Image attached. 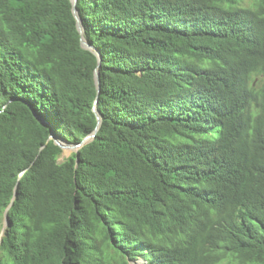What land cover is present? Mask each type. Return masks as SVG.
<instances>
[{
	"label": "trees",
	"instance_id": "1",
	"mask_svg": "<svg viewBox=\"0 0 264 264\" xmlns=\"http://www.w3.org/2000/svg\"><path fill=\"white\" fill-rule=\"evenodd\" d=\"M76 8L101 123L60 161L97 58L70 0H0V264H264V0Z\"/></svg>",
	"mask_w": 264,
	"mask_h": 264
},
{
	"label": "water",
	"instance_id": "2",
	"mask_svg": "<svg viewBox=\"0 0 264 264\" xmlns=\"http://www.w3.org/2000/svg\"><path fill=\"white\" fill-rule=\"evenodd\" d=\"M71 1V10H72V14L75 18L76 21V27L77 30L79 32L80 35V45L82 48L87 49L89 51H91L97 58V64L93 70V79H94V84H95V88H96V97L94 99L93 102V107L92 110L95 114L97 123L96 126L94 127L93 131L86 135L85 137H83V139L78 142V143H72V142H68L67 140H65L63 137H60L58 135H56V133L54 132L53 128H51V131L49 133L48 139L47 141H49L50 139H52L54 141L55 144H57L61 149L62 152L64 150H71V152H77L83 145L87 144L88 142H90L91 140H93V138L95 137V133L97 131V129L99 128V125L101 123V117L100 114L96 108L97 105V96L99 95L100 92V78H99V68H100V64H101V53L100 51L91 43H89L87 41V39L84 36V26L82 24V20L81 17L79 15V12L76 8V1L77 0H70ZM37 120L40 121L43 124H46V121L41 118L40 116L35 115ZM43 147V146H42ZM70 152V153H71ZM22 174V172H21ZM21 174L19 176H21ZM17 184L18 182L15 184L14 188H13V195L12 198L9 202V204L5 207L3 214H2V221H1V230H0V243L2 240V236L5 232V230L7 229L8 225H9V218H8V210L9 208L12 206V203L16 197L17 194ZM131 264H141L143 263V261L141 259H136V260H132L130 262Z\"/></svg>",
	"mask_w": 264,
	"mask_h": 264
},
{
	"label": "rangeland",
	"instance_id": "3",
	"mask_svg": "<svg viewBox=\"0 0 264 264\" xmlns=\"http://www.w3.org/2000/svg\"><path fill=\"white\" fill-rule=\"evenodd\" d=\"M70 152H71V150H64V151L61 153V155H60V157H59V160L62 161L65 157H67V156L70 154ZM137 259H140V258H137ZM139 264H140V263H139ZM141 264H143V263H141Z\"/></svg>",
	"mask_w": 264,
	"mask_h": 264
},
{
	"label": "bare ground",
	"instance_id": "4",
	"mask_svg": "<svg viewBox=\"0 0 264 264\" xmlns=\"http://www.w3.org/2000/svg\"><path fill=\"white\" fill-rule=\"evenodd\" d=\"M141 260H142V258H140ZM143 261V260H142ZM143 263H144V261H143Z\"/></svg>",
	"mask_w": 264,
	"mask_h": 264
}]
</instances>
